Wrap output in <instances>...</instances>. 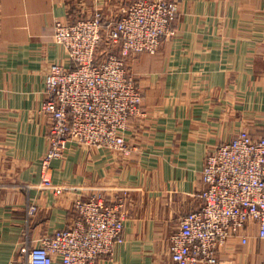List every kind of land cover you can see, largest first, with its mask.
<instances>
[{
	"label": "crops",
	"instance_id": "1",
	"mask_svg": "<svg viewBox=\"0 0 264 264\" xmlns=\"http://www.w3.org/2000/svg\"><path fill=\"white\" fill-rule=\"evenodd\" d=\"M139 0H0V264H26L22 253L68 227L74 203L92 194L128 196L125 241L98 264H175L169 238L198 210L206 158L239 132L260 137L264 120V0H172L175 34L160 51L129 61L143 93L144 116L131 122L130 154L72 144L54 164L56 196L41 184L50 118L40 112L54 65L71 68L54 40L56 21L115 14ZM29 186L30 189H26ZM35 205L34 215L28 214ZM258 227L247 245L221 257L262 259ZM55 264H59L56 262Z\"/></svg>",
	"mask_w": 264,
	"mask_h": 264
},
{
	"label": "built area",
	"instance_id": "2",
	"mask_svg": "<svg viewBox=\"0 0 264 264\" xmlns=\"http://www.w3.org/2000/svg\"><path fill=\"white\" fill-rule=\"evenodd\" d=\"M178 5L172 0H139L106 16L97 12L73 23L58 20L54 40L66 48L71 68L54 65L45 83L40 112L51 120L49 151L41 161V184L56 196L54 164L74 144L130 154L126 134L133 119L144 116L143 93L129 72V61L155 55L175 34ZM198 210L183 218L169 238L175 264H243L223 259L221 250L239 240L247 245V227H258L264 264V120L260 137L241 131L206 160ZM26 189H30L26 186ZM128 196L108 202L101 193L74 203L75 220L24 250L26 264H98L113 259L125 241ZM32 205L28 214L34 215Z\"/></svg>",
	"mask_w": 264,
	"mask_h": 264
},
{
	"label": "rangeland",
	"instance_id": "3",
	"mask_svg": "<svg viewBox=\"0 0 264 264\" xmlns=\"http://www.w3.org/2000/svg\"><path fill=\"white\" fill-rule=\"evenodd\" d=\"M118 11H119V10H118ZM97 12H102V11H97ZM97 12H96V13H97Z\"/></svg>",
	"mask_w": 264,
	"mask_h": 264
}]
</instances>
